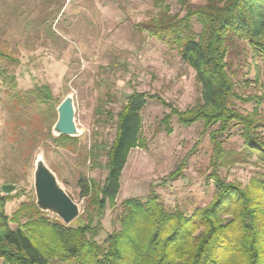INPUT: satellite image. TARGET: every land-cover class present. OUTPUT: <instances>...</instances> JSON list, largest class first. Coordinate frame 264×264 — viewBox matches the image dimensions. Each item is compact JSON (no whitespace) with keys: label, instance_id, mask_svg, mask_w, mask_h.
I'll return each mask as SVG.
<instances>
[{"label":"rangeland","instance_id":"1","mask_svg":"<svg viewBox=\"0 0 264 264\" xmlns=\"http://www.w3.org/2000/svg\"><path fill=\"white\" fill-rule=\"evenodd\" d=\"M165 2L172 13H185L178 0ZM188 2L204 5L206 0ZM158 12L155 0H0V47L18 59L0 60L15 78L10 83L0 80V188L14 186L10 192L2 191L8 197L9 217L36 203L34 170L41 156L79 205L80 213L70 224L85 225L95 212L92 199L108 174L117 114L127 95L133 90L157 94L181 110L200 101L195 71L178 48L141 29L140 24ZM193 23L200 32L196 18ZM228 61L242 97L232 104L242 113L254 114L264 136V56L256 55L247 40L236 38ZM40 88L50 92L48 102L40 99ZM67 96L74 99L80 133L61 144L53 127L57 108ZM168 111L156 99H148L143 108L145 145L130 150L115 205L107 206L101 220L96 237L100 243L119 227L123 203L130 198L145 201L156 193L166 209L191 215L212 201L213 171L242 186L264 178V163L245 148L239 124L217 136L224 156L213 165L210 133L217 126L206 128L203 121L184 125L174 117L168 133L162 122ZM175 171L177 175L171 176ZM81 180L91 184L90 197L81 196ZM27 220L23 215L11 227ZM51 264L68 263L53 259Z\"/></svg>","mask_w":264,"mask_h":264},{"label":"trees","instance_id":"2","mask_svg":"<svg viewBox=\"0 0 264 264\" xmlns=\"http://www.w3.org/2000/svg\"><path fill=\"white\" fill-rule=\"evenodd\" d=\"M155 2L158 14L140 24L141 29L178 48L183 61L195 71L200 101L181 110L157 94L133 90L127 95L117 114L108 174L92 199L95 212L85 225L65 224L44 213L35 202L9 217L5 209L8 197L0 188L3 264H51L53 259L68 264H264V178L242 186L221 178L216 171L210 174L216 186L212 201L191 215L166 209L156 193L145 201L130 198L123 203L119 227L103 242L96 240L107 206L115 205L130 150L145 145L142 110L148 99H156L169 109L162 119L168 133L173 131L170 121L174 117L184 125L203 121L206 128L217 126L210 133L215 144L213 165L224 156L217 136L233 123L241 126L249 154H256L264 163V136L258 131L255 115L242 113L232 104L242 97L236 91L228 61L229 47L236 38L247 40L256 55L264 56V0H206L204 5L178 0L185 10L183 15L172 13L165 0ZM195 18L200 32L194 29ZM0 60L18 62L1 47ZM0 80L10 83L15 78L0 65ZM38 94L43 102L51 97L46 88H40ZM72 138L59 135L56 140L64 144ZM80 186L81 196L90 197L91 184L81 180ZM23 215L28 220L12 228L11 222H18Z\"/></svg>","mask_w":264,"mask_h":264},{"label":"water","instance_id":"3","mask_svg":"<svg viewBox=\"0 0 264 264\" xmlns=\"http://www.w3.org/2000/svg\"><path fill=\"white\" fill-rule=\"evenodd\" d=\"M58 118L53 127L57 135L77 136L79 130L75 123V105L72 96H67L57 108ZM13 185L2 186L10 192ZM34 188L36 205L45 212L57 215L65 224H70L80 213L77 202L65 190L55 172L39 156L35 162Z\"/></svg>","mask_w":264,"mask_h":264}]
</instances>
